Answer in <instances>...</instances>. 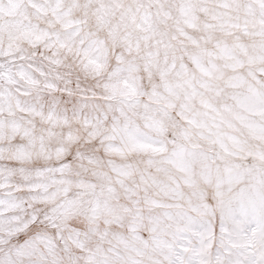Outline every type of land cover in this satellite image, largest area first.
Segmentation results:
<instances>
[{
  "label": "snow or ice",
  "instance_id": "6c2138e0",
  "mask_svg": "<svg viewBox=\"0 0 264 264\" xmlns=\"http://www.w3.org/2000/svg\"><path fill=\"white\" fill-rule=\"evenodd\" d=\"M0 264H264V0H0Z\"/></svg>",
  "mask_w": 264,
  "mask_h": 264
}]
</instances>
